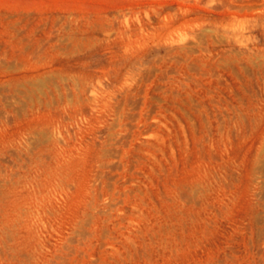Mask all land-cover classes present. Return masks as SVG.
Here are the masks:
<instances>
[{
	"label": "rangeland",
	"instance_id": "374dc122",
	"mask_svg": "<svg viewBox=\"0 0 264 264\" xmlns=\"http://www.w3.org/2000/svg\"><path fill=\"white\" fill-rule=\"evenodd\" d=\"M0 264H264V0H0Z\"/></svg>",
	"mask_w": 264,
	"mask_h": 264
}]
</instances>
